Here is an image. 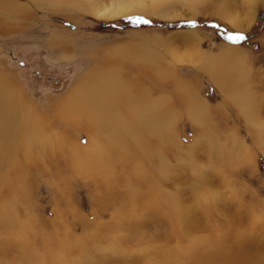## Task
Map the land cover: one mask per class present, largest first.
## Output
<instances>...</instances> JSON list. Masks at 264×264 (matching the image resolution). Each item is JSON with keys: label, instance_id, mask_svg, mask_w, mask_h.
Returning a JSON list of instances; mask_svg holds the SVG:
<instances>
[{"label": "rangeland", "instance_id": "374dc122", "mask_svg": "<svg viewBox=\"0 0 264 264\" xmlns=\"http://www.w3.org/2000/svg\"><path fill=\"white\" fill-rule=\"evenodd\" d=\"M0 1V83L58 137L43 156L3 151L0 111V264H57L49 248L61 244L68 247L63 253L74 252L69 245L78 242L85 254L68 255L72 264H158L167 250L176 264H209L197 251L207 238L231 247V264H264L263 0H256L248 29L252 0L197 6L186 0H9L21 5L17 12ZM135 3L149 12L112 15L122 7L131 12ZM226 45L248 52L245 85L255 98L250 108L258 128L203 71L200 59ZM141 47L162 56L168 72L121 56ZM111 68L134 90L166 96L172 126L138 125L143 116L123 101L144 139H126V154L107 148L114 151L111 160L90 165L87 151L93 137L102 136L88 122L62 118L59 104L87 73ZM193 91L207 103V122L193 116ZM235 143L246 149L235 152ZM193 252L201 254L193 258Z\"/></svg>", "mask_w": 264, "mask_h": 264}, {"label": "bare ground", "instance_id": "6f19581e", "mask_svg": "<svg viewBox=\"0 0 264 264\" xmlns=\"http://www.w3.org/2000/svg\"><path fill=\"white\" fill-rule=\"evenodd\" d=\"M8 1H2L4 2L3 4V8H5L4 10L7 9L6 7L11 8L10 9L11 12L13 10L17 12L16 10L21 9L20 4L18 5V3L16 2H13V1L8 2ZM51 1L55 2L56 0H51ZM159 1H163V0H157L156 3H158ZM203 1L204 0H186V3L187 5L188 4L190 5L198 4L199 5V3H202ZM153 2L154 1H152V3ZM162 3H164V1ZM135 4L136 5L130 9L131 12H129L128 9H125L122 7L112 15L116 17V16H125L130 13L138 14V13H148L149 12V7H145L144 5H141L140 3H135ZM252 4L253 5L250 7L251 13L250 12L248 13V15L250 14V19H249L247 26L244 27V29L250 28V26L253 24L255 20V14L257 11L256 0H252ZM262 5L264 7V0L262 1ZM72 8H76V6H72ZM229 15H232V14H229ZM221 17L225 18L223 14L221 15ZM231 19H229V21H231ZM235 20L232 21L231 24L233 26L236 25L235 27H237L239 25ZM239 28L241 29V27ZM186 34L187 36H189L188 35L189 33H186ZM161 42L165 43L163 40H161ZM154 52L155 51H150L146 49L145 47H141L129 54L127 52H124L123 54H121V56L129 57L132 60V62L138 63L139 65H142V66H145V63H146L158 74H166L168 70L163 65L162 56ZM200 61H201L200 63L202 65L203 71L214 79L215 83L219 86L218 88H220L224 96H227L233 101L235 106L238 108L239 112L242 115H244V117L246 118V121H248L247 123L252 125V127L253 126L256 127L258 124L256 125V122L253 119L255 111H251V108H250L252 104H255V101H254L255 98L253 96L252 98L249 97L250 96L249 93L251 90L247 88V86L245 85L247 83L246 76H249L248 72H250L249 66H248L249 64L248 52L246 50L239 49L238 46H235V45H226L219 51L218 54H215L214 57L208 56L207 58H204L202 60L200 59ZM119 72H120L119 69L111 68L109 70L99 72L98 74L96 70L87 73V75H85L86 77L82 79L73 90L71 89L72 91L69 93V95L66 98H64L63 102H60L59 104L58 113L62 116V118L64 117L68 120L73 119L77 121L80 120L82 122L84 121L88 122L92 124L95 131H97V134H99L100 137L102 136L103 138L102 141H100L97 136L93 137L91 149L89 148L90 150L87 151L88 153H90L88 154L89 158L87 160V163L90 165L93 164V160H95L96 158L111 160L110 152H114V151L106 150L107 148L114 149L115 147L116 149H119L123 151L124 154H126L128 152V147H127L128 142L127 143L125 142L126 139L132 140L134 141V143L137 142V139L138 141L144 139V138L142 139V137H140V134L139 133L137 134L136 130H134V127L130 119L127 117L128 115L125 113L126 111H124L125 108L121 107V105H123V101H125V103L127 104V108L130 106H134L135 108H137V112L143 116L138 121V125L145 123L148 125L147 128L151 129V126L153 125L154 121L156 122L160 121V123L157 126H158V129H161L162 131L164 130L169 131L172 126L170 114L168 115V112H167L168 110L162 99L166 96H161V98L159 97V98L152 99L153 96L151 97L148 91H144L143 89L137 90V91L134 90L132 82L129 81V83H126L124 79L120 78ZM180 90H183V89H180ZM15 97L17 96H15L13 92L11 93L7 91V87L3 83L2 84L0 83V111H3L2 131H5V139L7 141V144L3 146V151L12 147V149L15 148L16 151H17V148H20V152L17 151V153L22 154L25 158H30L33 153H41V155L43 156L48 146H52L57 142L58 137L56 138L54 136H51L47 132L45 125L43 126L40 120L38 119V117L37 118L34 117L33 113H31L30 108H28L29 104L26 106L22 103L20 96H18L17 98ZM88 108H92V110L94 111L97 110L95 112L96 113L99 112L101 114L91 115L92 111H88ZM191 110L194 112L193 113L194 118L197 119L198 117L202 121H205V122L208 121L207 116L209 115V111H208L207 103L203 100H200V98L197 97L194 91L191 94ZM7 113L9 114V116ZM122 116L126 117V122L123 118H121ZM4 117L6 121H4ZM258 127L259 126H257V128ZM140 133L142 132L140 131ZM100 142H103V143L100 144ZM235 144L237 145V146H234L236 148L235 152L239 153L237 151V148L239 145L237 143ZM239 149L242 150L246 148L245 146L243 147L239 146ZM237 153L234 154L233 152L232 155H234V157H237L238 159L239 154L241 153L239 154ZM117 154H115L114 156L116 157L124 156V155H120L118 152ZM38 156H40V154ZM102 162L105 165L107 164L106 161L101 160V163ZM108 162L110 164V161ZM114 163L115 162L111 163L110 165ZM82 165L83 164H81V167ZM1 212L4 213L5 212L4 209H1ZM178 212L182 213L181 216L183 218L185 217V211L179 210ZM95 239L96 238H94V240ZM207 239L208 240L203 239V241H207V242L201 244L200 247L197 246V248L199 247L200 249V250L198 249L197 251H202L201 253H203L202 255H204L203 258L202 256L198 258L199 259L201 258L202 261L205 260L209 264H212V263L231 264L232 257L229 254L230 253L229 250L231 249V247L228 244L222 245L218 243V241L212 242L211 241L212 238H207ZM69 246H71L70 249L72 248L74 249L75 255H77L78 252H80L79 256H82L85 254V251L81 252L83 251V249L85 250V246L83 244H80L78 242L77 244L76 243L70 244ZM65 248L68 249L67 246L61 245V244H54L49 248L48 253L50 252L51 259L57 260V264H72L71 262L72 259L67 258V257L68 255L71 256L72 254H74V252H71V250H66L64 251L65 253H63L62 251L65 250ZM108 250H111V249H108ZM100 251L102 253L104 250H100ZM161 251H164V249H161L160 252ZM167 251L164 253L165 255L161 256L162 261L159 260L160 262H158V264H176L175 259H172L173 257H166V256H169L168 254H170V253H167ZM58 252H62V253H58ZM104 252H107V250ZM198 253L200 252H197V254ZM158 254H159L158 256H160L159 251H158ZM197 254L193 252V255L191 257H193L194 255L196 256ZM65 258H67L69 261L68 260L66 261ZM156 261L158 260H155V263ZM202 261L200 263H203ZM237 261H238V258H237ZM79 262L83 263V262H86V260H83V262L79 260ZM152 263L150 262V264ZM177 263L180 264L179 261H177ZM33 264H35V262ZM42 264L44 263L42 262Z\"/></svg>", "mask_w": 264, "mask_h": 264}, {"label": "crops", "instance_id": "0c3cea01", "mask_svg": "<svg viewBox=\"0 0 264 264\" xmlns=\"http://www.w3.org/2000/svg\"><path fill=\"white\" fill-rule=\"evenodd\" d=\"M249 71H250V69H249ZM249 73V72H248Z\"/></svg>", "mask_w": 264, "mask_h": 264}]
</instances>
